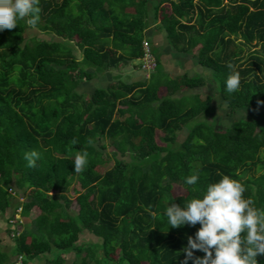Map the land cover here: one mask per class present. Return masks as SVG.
<instances>
[{
  "label": "trees",
  "instance_id": "1",
  "mask_svg": "<svg viewBox=\"0 0 264 264\" xmlns=\"http://www.w3.org/2000/svg\"><path fill=\"white\" fill-rule=\"evenodd\" d=\"M24 1L21 13L0 0V213L10 221L21 206L30 223L11 236L21 264H66L69 253L71 264H264V0ZM165 5L168 42L198 58L232 115L259 119L199 122L173 148L213 102L175 95L204 76L164 80L158 64L142 81L76 91L82 77L141 60ZM105 155L114 167L101 174ZM85 233L98 241L79 244ZM0 264H16L1 237Z\"/></svg>",
  "mask_w": 264,
  "mask_h": 264
},
{
  "label": "rangeland",
  "instance_id": "2",
  "mask_svg": "<svg viewBox=\"0 0 264 264\" xmlns=\"http://www.w3.org/2000/svg\"><path fill=\"white\" fill-rule=\"evenodd\" d=\"M150 6H154L155 2L154 0H150ZM26 4L27 2H25L24 0H8V5H9V9L11 12H15V11H19L21 13H23L26 9ZM170 14V8L169 6L165 5L163 7V11L160 13V17L159 19H162L165 15H169ZM53 28L56 29L58 27V24L54 23L53 24ZM39 36V38L41 39H48V40H54L56 39V36L50 35V36H45L42 34H39L38 32H36L35 30H27L26 32V36L28 37H32V36ZM147 35V33H146ZM167 40V39H166ZM254 49H259V45H256V42L253 43V46L250 50H254ZM153 52L156 55H159L160 50L158 48H153ZM248 51H246L244 58L247 57ZM76 55L78 58H82L81 57V52L77 51ZM132 65L135 66H120L119 69H117L116 71L112 72V73H108L107 75L104 74L102 77L98 76L97 79L93 78L92 81H86L83 80L82 77V81L79 82L78 84H74V88L76 89V91L80 92V93H84V95H89L92 94L94 92L95 89L98 88H105L108 85H110L113 81L112 79V75L116 76L119 75L122 77V81H127L130 80L131 78H136V75H138L139 73H137V68L140 70L141 69V65H142V61L139 60H134L132 61V63H130ZM92 71V70H89ZM209 74V71H207ZM99 75V74H97ZM210 75V77H209ZM207 78V82H208V86L205 89V92L210 93L213 91L214 94L218 93V89H217V85L215 84V82L211 79V74H209ZM195 76H199L196 75ZM156 77L167 80V79H172V77L170 75H168L162 66H159V68L157 69V73H156ZM130 78V79H129ZM211 86V87H210ZM188 92L187 89L184 90V92ZM182 93V92H178L175 95V98H179L180 96L179 94H182L183 97H185L184 99H186L188 102L193 103L194 102V94L193 93ZM196 92H203V89L201 90H196L194 91V93ZM167 94V90L166 88H161L160 90V96L164 97ZM219 94V93H218ZM204 96V94H203ZM213 106L207 110V112L205 114H202L200 117H198L195 121H192L188 127H186L184 130H182L181 132L178 133V139L177 141L174 143L173 148H177L178 145L185 139L186 135L188 134V129L193 127L195 124L199 123V122H203L208 124L211 128L214 129H218V130H225L227 128H230L233 123L237 120L240 119H250V120H254V119H259L257 113H255L252 110H247L245 109H239L236 114H229V109L226 106L227 104H223V102H221V100H217V103L212 104ZM212 108V109H211ZM215 114V115H214ZM261 126H264V122H261ZM160 135H162L160 133ZM158 143L162 146V142L158 139ZM107 148L105 150L106 153H111V151L113 150V148L110 145V141H106L105 142ZM263 158H264V153H262ZM106 158V162L102 165H100L97 168V171L99 173H104L107 170H110L114 167V158L112 155H105ZM262 165V164H261ZM264 173V167L262 166H258V168H256L255 170V174L259 175ZM248 176V174L245 175V177ZM73 189H76L78 191L81 190L80 185L78 182H75L72 186V191H71V198L74 199L75 198V193L73 192ZM173 193L175 195H181L184 193L183 188L181 187H175ZM20 199L23 200V197H21L20 195ZM76 208V207H75ZM73 208V209H75ZM199 208L203 209V206H199ZM11 216L10 212L7 213H0V237L2 239V247L3 250L5 252H8L10 254V259L11 262H16V264H21L22 260L20 258H18L16 255H14L12 253V248L14 246V242L11 239V234L8 233V229L10 230V226H9V217ZM36 214L33 213V216H31L32 218L35 217ZM30 226V223H25V225L23 224L20 228H18L19 230L21 229V232L24 228ZM12 230V229H11ZM98 239L95 238L93 235H90L89 233H85L82 234L79 240V244H85V243H91V242H97ZM67 256V263L66 264H71V262L75 259V255L74 253H69L66 255ZM53 255H46V256H42L38 259H35L34 261L30 262L29 264H48L47 259L52 258Z\"/></svg>",
  "mask_w": 264,
  "mask_h": 264
},
{
  "label": "crops",
  "instance_id": "3",
  "mask_svg": "<svg viewBox=\"0 0 264 264\" xmlns=\"http://www.w3.org/2000/svg\"><path fill=\"white\" fill-rule=\"evenodd\" d=\"M159 25H160V19L158 22H155L146 30V33H147L146 40H148L151 43L152 48L156 47L160 50L159 55H157L158 59H159L158 60L159 66H162L164 71L168 75H170L172 77V79H178V78H181L185 75H187L189 78H193L195 76V74L200 75V76H204V77H208V75H209L207 72L208 70L199 63L198 58L196 56H194V54H186V53H182V52H179L178 50H176L168 42V40H166L165 33L159 28ZM129 66H135V65L129 64ZM119 68H120V66H119ZM116 70L117 69H114V70H110V71H107L104 73H96L95 72V75L93 78L97 79V77L101 76V75H102V77H104L105 76L104 74L107 75L108 73H112ZM91 72H93V71H91ZM136 72L139 73L138 75H136V78H131V79L129 78L130 80H127L124 82L131 83V82H136V81H142V80L148 78L146 72L144 70H142V68L140 70L137 68ZM97 74H99V75H97ZM111 77L113 79L112 83H115L117 81V79H119V80L122 79V77L119 75H116V76L112 75ZM92 80H89V81H92ZM86 81L87 80H85V82ZM207 86H208V82L206 83V85L204 87L201 88V89H203V92L194 93V91H196L194 89H187V90H188V92L193 93V94H201L202 96L204 94V95L212 96V98H213L212 104L217 103V100H219V99L221 100V102H223L220 94H218V93L214 94L213 91L210 93L205 92V89L207 88ZM201 89H199V90H201ZM184 90L185 89L181 90L180 92L183 93ZM188 92L185 91L184 93H188ZM82 94H84V93H82ZM179 96L183 97L182 94H179ZM212 104L210 105L211 107L213 106ZM223 104H225V103L223 102ZM229 114H230V109H229Z\"/></svg>",
  "mask_w": 264,
  "mask_h": 264
},
{
  "label": "built area",
  "instance_id": "4",
  "mask_svg": "<svg viewBox=\"0 0 264 264\" xmlns=\"http://www.w3.org/2000/svg\"><path fill=\"white\" fill-rule=\"evenodd\" d=\"M142 65L141 68L149 77L150 73L157 68L158 62L156 56L153 52L151 43L148 40L143 42V57L141 59ZM11 193V190H9ZM22 207H18L16 212L12 215L11 220L9 221L10 227L13 230L11 236L19 235L21 233L20 228L23 225V219L21 217Z\"/></svg>",
  "mask_w": 264,
  "mask_h": 264
}]
</instances>
